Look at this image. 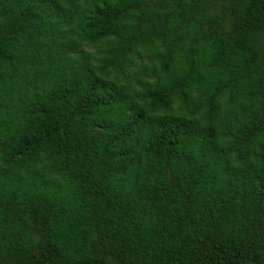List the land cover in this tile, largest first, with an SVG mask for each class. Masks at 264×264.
Here are the masks:
<instances>
[{
    "label": "trees",
    "instance_id": "16d2710c",
    "mask_svg": "<svg viewBox=\"0 0 264 264\" xmlns=\"http://www.w3.org/2000/svg\"><path fill=\"white\" fill-rule=\"evenodd\" d=\"M0 264H264V0H0Z\"/></svg>",
    "mask_w": 264,
    "mask_h": 264
}]
</instances>
